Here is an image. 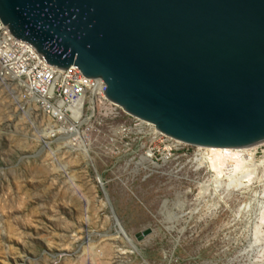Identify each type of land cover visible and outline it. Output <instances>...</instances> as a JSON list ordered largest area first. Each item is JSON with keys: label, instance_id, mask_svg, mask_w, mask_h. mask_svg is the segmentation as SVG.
I'll use <instances>...</instances> for the list:
<instances>
[{"label": "rangeland", "instance_id": "obj_1", "mask_svg": "<svg viewBox=\"0 0 264 264\" xmlns=\"http://www.w3.org/2000/svg\"><path fill=\"white\" fill-rule=\"evenodd\" d=\"M20 94L17 83H0V264H264V236L251 233L264 204L263 172L243 192L224 185L221 196L199 195L210 174L188 164L195 145L144 170L139 158L149 135L129 155L107 149L111 126L126 122L117 119L92 146L86 133L87 157L75 141L45 136L48 118L17 101ZM165 140L153 142L161 148ZM256 149L264 159V143Z\"/></svg>", "mask_w": 264, "mask_h": 264}, {"label": "water", "instance_id": "obj_2", "mask_svg": "<svg viewBox=\"0 0 264 264\" xmlns=\"http://www.w3.org/2000/svg\"><path fill=\"white\" fill-rule=\"evenodd\" d=\"M0 19L173 138L264 141V0H0Z\"/></svg>", "mask_w": 264, "mask_h": 264}, {"label": "built area", "instance_id": "obj_3", "mask_svg": "<svg viewBox=\"0 0 264 264\" xmlns=\"http://www.w3.org/2000/svg\"><path fill=\"white\" fill-rule=\"evenodd\" d=\"M0 76L17 83L24 101L33 104L41 115L52 119L51 123L54 124L52 128L77 130L81 138L72 135L74 139L81 140L86 133H89L92 137L90 142L92 146L97 134L103 133L104 130L101 129L107 124H114L115 122L112 121L117 119H125L126 122L119 120L117 124L111 126L112 131L108 140L110 146H107L108 150L114 147V151L109 150L111 154L121 151L119 153L124 152L129 155L133 142L147 137L146 131L140 130L145 128V126L141 128V124L144 125L143 120L129 114L122 106L109 100L99 81L86 78L80 68L75 65H71L67 70L52 67L39 55L31 43L15 37L1 20ZM72 123L74 126L71 125ZM50 128H44V131ZM66 131H61L62 133H57L58 135L54 133L52 138L67 137L70 143L72 138L69 135L71 134ZM73 141H75L73 147L82 151L78 141ZM168 143L175 144L171 140ZM160 144L162 143L156 144L148 140L147 145L144 146V151L150 150L153 154L152 160L156 162L158 161L157 151L160 152L159 160L161 161L163 154L169 152L168 156L172 157L177 149L189 145L179 142L178 145L167 150L164 146L158 147Z\"/></svg>", "mask_w": 264, "mask_h": 264}, {"label": "bare ground", "instance_id": "obj_4", "mask_svg": "<svg viewBox=\"0 0 264 264\" xmlns=\"http://www.w3.org/2000/svg\"><path fill=\"white\" fill-rule=\"evenodd\" d=\"M0 83L5 85L7 83V78H3L0 76ZM7 86H10V85H7ZM12 91H13V93H15L14 89ZM21 94L19 96L16 95V97L18 96L17 99H19L17 101H20V103H22L24 101ZM31 105L33 106V104H31ZM32 110H33V107L30 106L27 110V114L30 115V112ZM51 121H52V119H47V122H48L47 127H51V128L49 129V131L48 130L46 131L45 136H48V137L52 136L53 137L54 133L57 134V133H60L61 131L67 130L66 132H69L71 134V135H69V137L72 138L71 142L73 140L82 141L84 143V144H82L83 146L81 147L83 154H86L87 157L90 156L89 151L91 150V147L87 145L86 141H84V137L81 140H77V139H74L72 137V135H73V136H77V137L81 138L79 136V132H76L77 130L73 129V131H70L69 128H64V129L52 128V126H54V124H52ZM142 123L144 125L149 126V129L147 130V135H149V137L152 138L151 141H154V140L160 141V140H162V137H164V136L166 137L165 147L167 150H169L174 145H178L179 142H183L179 139L173 138L172 136H169V135L163 133L162 131H158L153 124H152L153 126H151L149 123H148L149 124L148 125V124H146L147 122L144 120ZM71 125L74 126L73 123ZM141 128H142V124H141ZM169 140H171L175 144L168 143ZM263 143H264V141H262L260 143L249 144L246 146H234V147L195 145L196 146L195 147L196 152H194L193 155H191V158L188 159L189 160L188 164L190 166H192L195 171H197L199 169H204V170L206 169L205 171L210 174L209 177L206 178L205 182L200 183L199 195L212 193V195L214 196L216 194L217 195L223 194L222 191H223L224 185L230 187L232 190L236 189L237 191L243 192L244 190H248L249 186L254 181H259V180L261 181L262 178L259 175V173L260 172L264 173V159L257 160V155H256L257 149L256 148H257L258 144H263ZM168 153L164 154L163 159L161 158L163 161V164L159 165L152 160L153 154L150 152V150H147L145 155L141 156L139 158V166L142 165V168H144V170L149 169V168H151V169L160 168L163 165H165L171 161V160L168 161L169 158H171V156L170 157L168 156ZM93 169L95 171V175H96L98 184L100 185L101 188H103L104 187L103 181L100 180L96 168H93ZM254 183H256V182H254ZM258 193L259 192H257L256 194H258ZM260 193L262 194V198H264V189ZM249 202L244 203V205L248 204ZM214 205L215 204H212V208L214 207ZM259 210L260 211H259V215H258V220H256L257 221L256 223L253 222L254 225L251 229V233H253V235H257V233H259L261 236H264V226H263L264 204L261 206V209H259ZM253 235H252V237H253ZM252 241H254V240H252ZM130 244L133 245L135 251L137 252L138 247L135 244V242H131ZM259 244L261 246V243H259ZM101 252H102V250L98 251V253H96V254L100 255V254H102ZM96 254H95V251H93L92 256L95 257ZM112 262H114V261H112ZM112 262H111V264H114Z\"/></svg>", "mask_w": 264, "mask_h": 264}]
</instances>
